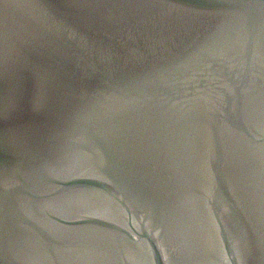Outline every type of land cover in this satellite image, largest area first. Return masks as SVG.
Instances as JSON below:
<instances>
[{"label":"water","instance_id":"water-1","mask_svg":"<svg viewBox=\"0 0 264 264\" xmlns=\"http://www.w3.org/2000/svg\"><path fill=\"white\" fill-rule=\"evenodd\" d=\"M0 264H264V0H0Z\"/></svg>","mask_w":264,"mask_h":264}]
</instances>
